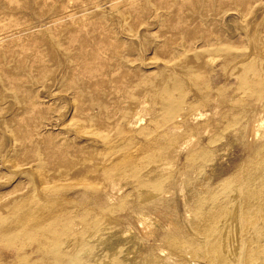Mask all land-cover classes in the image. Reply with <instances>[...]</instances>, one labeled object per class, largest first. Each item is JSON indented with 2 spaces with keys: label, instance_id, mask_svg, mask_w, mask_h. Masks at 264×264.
<instances>
[{
  "label": "bare ground",
  "instance_id": "1",
  "mask_svg": "<svg viewBox=\"0 0 264 264\" xmlns=\"http://www.w3.org/2000/svg\"><path fill=\"white\" fill-rule=\"evenodd\" d=\"M233 33L249 34L242 26ZM220 39L203 35L194 50L179 43L173 65L149 80L146 91L125 93L113 119L103 123L97 114L104 106L78 118L75 107L64 122L62 107L75 103L76 93L56 95L59 112L35 129V138L57 131L60 140L50 151L72 148L79 157L63 153L68 168H53L36 140L33 160L17 169L19 183L8 190L0 177V264H264V50L262 58ZM174 69L191 79L190 91ZM217 71L239 80L240 104L225 106L215 128L197 121L213 111L194 113L197 123L184 131L186 107L218 102L210 85L195 81L205 75L213 85ZM234 142L246 152L239 171L216 187L194 177L220 163ZM94 246L104 249L94 252Z\"/></svg>",
  "mask_w": 264,
  "mask_h": 264
},
{
  "label": "rangeland",
  "instance_id": "2",
  "mask_svg": "<svg viewBox=\"0 0 264 264\" xmlns=\"http://www.w3.org/2000/svg\"><path fill=\"white\" fill-rule=\"evenodd\" d=\"M263 15L264 0H0V177L3 187L11 190L19 183L22 176L17 169L21 171L24 164L33 160L36 140L40 142L46 160L55 165L52 164L53 168H68V158L63 153L73 156L76 152L72 148L57 154L50 151L53 143L60 140L57 131L35 138V129L52 113L58 114L61 102H55L57 96L76 93V102H68L62 107L64 122L73 117L75 107V118H78L85 116L92 107L104 106L107 111L97 114V123H103L108 118L113 119L127 92L137 94L146 91L149 80L159 78L164 66L173 65V57L181 53L178 50L181 49L180 44L194 50L201 46L198 40L203 35L218 33L220 42L231 46L233 43V49L263 58L259 54L264 50ZM241 26L248 30V38L231 34ZM219 59L216 67L224 61L222 57ZM174 71L171 70L183 81L188 92L193 87L188 85V79H191L180 70ZM214 77L213 85L205 75L195 79L198 84L202 81L210 85L218 95V102L186 107L182 113H185L184 131L197 121L200 123L199 120L200 124L208 122L211 128H215L218 126L216 123H220L221 114L226 111L225 106L240 104L237 99L243 92L239 89V80L230 74L223 78L220 71ZM59 80L63 82L60 84ZM35 99L40 104L34 105ZM188 100L189 103L197 102L192 96ZM152 106L155 111L159 108L153 99ZM217 107L221 108L217 110ZM199 111L214 113V120L209 117L207 121L200 118L193 122L194 113ZM240 146L234 142L230 148H225L228 151L223 153L220 163H212L203 171L196 172L194 177L203 179L212 187L218 186L241 168L246 152ZM79 148L85 150V146ZM76 156L74 158L78 159ZM62 160L65 166L60 164ZM171 164L175 165L174 162ZM94 247H97L94 252L104 249L102 246Z\"/></svg>",
  "mask_w": 264,
  "mask_h": 264
}]
</instances>
